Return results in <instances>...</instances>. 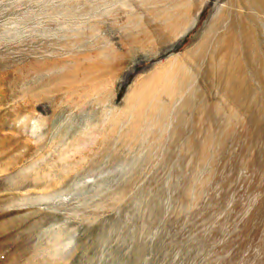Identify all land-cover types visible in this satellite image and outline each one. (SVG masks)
<instances>
[{
    "label": "rangeland",
    "instance_id": "obj_1",
    "mask_svg": "<svg viewBox=\"0 0 264 264\" xmlns=\"http://www.w3.org/2000/svg\"><path fill=\"white\" fill-rule=\"evenodd\" d=\"M0 264H264V0H0Z\"/></svg>",
    "mask_w": 264,
    "mask_h": 264
}]
</instances>
